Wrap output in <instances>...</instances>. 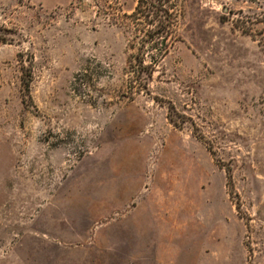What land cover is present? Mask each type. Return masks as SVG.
<instances>
[{
	"label": "rangeland",
	"instance_id": "rangeland-1",
	"mask_svg": "<svg viewBox=\"0 0 264 264\" xmlns=\"http://www.w3.org/2000/svg\"><path fill=\"white\" fill-rule=\"evenodd\" d=\"M135 6L0 0V264H264V0Z\"/></svg>",
	"mask_w": 264,
	"mask_h": 264
},
{
	"label": "trees",
	"instance_id": "trees-1",
	"mask_svg": "<svg viewBox=\"0 0 264 264\" xmlns=\"http://www.w3.org/2000/svg\"><path fill=\"white\" fill-rule=\"evenodd\" d=\"M169 0H136L134 17H142L149 25L148 41H152L155 37L165 39L169 34L172 14L169 7L165 6ZM149 73V72H148ZM150 75V74H148Z\"/></svg>",
	"mask_w": 264,
	"mask_h": 264
}]
</instances>
